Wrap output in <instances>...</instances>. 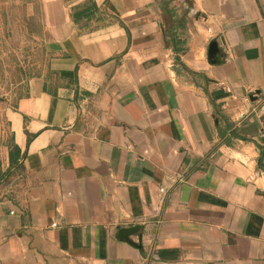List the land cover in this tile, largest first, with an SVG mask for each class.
Here are the masks:
<instances>
[{"label": "crops", "instance_id": "0c3cea01", "mask_svg": "<svg viewBox=\"0 0 264 264\" xmlns=\"http://www.w3.org/2000/svg\"><path fill=\"white\" fill-rule=\"evenodd\" d=\"M0 264H264V0L0 29Z\"/></svg>", "mask_w": 264, "mask_h": 264}, {"label": "rangeland", "instance_id": "374dc122", "mask_svg": "<svg viewBox=\"0 0 264 264\" xmlns=\"http://www.w3.org/2000/svg\"><path fill=\"white\" fill-rule=\"evenodd\" d=\"M42 0H0V29L22 33L25 16L38 12Z\"/></svg>", "mask_w": 264, "mask_h": 264}, {"label": "water", "instance_id": "95a60500", "mask_svg": "<svg viewBox=\"0 0 264 264\" xmlns=\"http://www.w3.org/2000/svg\"><path fill=\"white\" fill-rule=\"evenodd\" d=\"M218 53V47H217V42L216 41H211L209 44L208 48V56L211 59L212 63L216 62L215 55ZM137 227H128V228H123L121 230V233L124 234V237L126 238V235L136 231ZM127 239V238H126Z\"/></svg>", "mask_w": 264, "mask_h": 264}, {"label": "built area", "instance_id": "2783aa9c", "mask_svg": "<svg viewBox=\"0 0 264 264\" xmlns=\"http://www.w3.org/2000/svg\"><path fill=\"white\" fill-rule=\"evenodd\" d=\"M160 191L163 192L164 191V188H161ZM53 225H56V223H53Z\"/></svg>", "mask_w": 264, "mask_h": 264}, {"label": "trees", "instance_id": "16d2710c", "mask_svg": "<svg viewBox=\"0 0 264 264\" xmlns=\"http://www.w3.org/2000/svg\"><path fill=\"white\" fill-rule=\"evenodd\" d=\"M176 50H179V49H178V48H176ZM16 147H17L16 145H13V146H12V149H13V148L15 149Z\"/></svg>", "mask_w": 264, "mask_h": 264}]
</instances>
